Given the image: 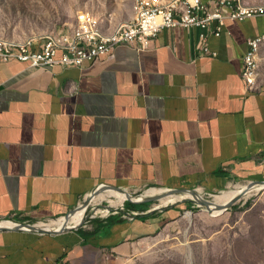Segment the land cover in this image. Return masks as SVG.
Here are the masks:
<instances>
[{"label": "crops", "instance_id": "crops-1", "mask_svg": "<svg viewBox=\"0 0 264 264\" xmlns=\"http://www.w3.org/2000/svg\"><path fill=\"white\" fill-rule=\"evenodd\" d=\"M216 25L167 28L80 67L0 61V222L13 223L0 229V264H122L174 207L55 222L100 190L159 200L264 180V40L259 90L241 77L264 15L226 18L218 36ZM203 40L214 54L199 55Z\"/></svg>", "mask_w": 264, "mask_h": 264}, {"label": "rangeland", "instance_id": "rangeland-1", "mask_svg": "<svg viewBox=\"0 0 264 264\" xmlns=\"http://www.w3.org/2000/svg\"><path fill=\"white\" fill-rule=\"evenodd\" d=\"M134 1L0 0V39L19 42L39 39L75 27L80 14L91 19L97 31L110 35L120 23L124 25L133 20L132 14L138 5ZM238 1L264 4V0ZM245 184L214 193L167 194L159 200L136 194L119 201L111 190H100L91 196L85 208H80L83 212L79 222L105 219L114 211L120 212L126 201L133 204L137 199L140 201L136 204L146 207V211L155 207L164 210L173 205L159 228L136 241L134 255L122 264H264V187L261 184L247 189L223 210L209 211L200 203L204 200L213 206L216 195L229 190L241 191ZM78 223L68 221L69 225Z\"/></svg>", "mask_w": 264, "mask_h": 264}, {"label": "built area", "instance_id": "built-area-1", "mask_svg": "<svg viewBox=\"0 0 264 264\" xmlns=\"http://www.w3.org/2000/svg\"><path fill=\"white\" fill-rule=\"evenodd\" d=\"M134 2H139V11L132 14V16H140L137 29H125L120 23L117 25L115 35H106L93 27L91 19L80 14L75 27L47 34L39 39L22 42L0 39V61L16 59L26 62L30 67L43 69L55 65L80 67L85 62L108 56L118 46L135 44L137 49H144L160 31L167 28L180 26L209 29L215 22L217 25L212 32L213 35L218 36L226 18L243 20L264 15V4H245L238 0H217V7L213 8L205 0H135ZM221 9H225L226 13ZM259 47L258 37L247 39L241 77L249 92L257 91L259 88L252 82L250 72L251 63L257 62V59L248 60V52L259 51ZM206 54L214 53L210 52L209 46L203 40L199 55ZM86 206H82L81 203L79 208ZM71 215L72 213L67 215L66 222ZM64 220L65 217H62V221ZM43 227L52 228L47 224H43Z\"/></svg>", "mask_w": 264, "mask_h": 264}, {"label": "bare ground", "instance_id": "bare-ground-1", "mask_svg": "<svg viewBox=\"0 0 264 264\" xmlns=\"http://www.w3.org/2000/svg\"><path fill=\"white\" fill-rule=\"evenodd\" d=\"M139 11V2L138 5L136 6V12ZM124 24V28L125 29H137L139 28V24H140V16H134L133 20H131L130 22H126L123 23ZM117 31V30H116ZM115 32L111 33L110 35H115ZM264 40V35L258 37V46L261 45L262 41ZM258 56V51H249L248 52V60H255L257 59ZM256 69H257V62H252L250 65V72L252 74V82L255 83V77H256ZM243 185V184H242ZM246 185V184H245ZM264 187V185H262ZM254 187V186H253ZM261 187V186H260ZM234 188V187H233ZM155 189V188H154ZM255 189V187H254ZM258 189V188H257ZM146 190V189H145ZM251 191V190H250ZM110 192H112L115 197L118 198L119 201L125 199L127 196L125 193L123 192H119V191H115V190H111ZM146 192V191H145ZM151 192L153 193V190H151ZM185 192V191H184ZM240 190H229V191H225L219 195L215 196V200L213 202V206H222V205H226L227 203H229L230 201L234 200L237 197V194H239ZM130 193V192H129ZM187 193V192H186ZM109 194V193H108ZM189 194V193H188ZM192 196V195H191ZM96 197V196H95ZM167 197V196H166ZM186 197V196H185ZM190 197V196H189ZM202 198V197H201ZM127 199V198H126ZM169 199V197H168ZM177 199V198H176ZM114 200H112L113 203ZM118 202V201H117ZM122 203V202H121ZM164 203V202H163ZM216 210V209H215ZM82 212L83 209H78L75 210V212L71 215L70 219L75 221L76 223H78L80 221V219L82 218ZM219 214V213H218ZM60 219V218H59ZM58 225L60 226L62 224V219L58 221ZM66 223V222H65ZM13 223L7 221H2L0 222V226L4 225V226H9L12 225ZM51 224V223H50ZM39 225V224H38ZM43 226V225H42ZM73 227V226H72ZM68 228V227H67Z\"/></svg>", "mask_w": 264, "mask_h": 264}, {"label": "water", "instance_id": "water-1", "mask_svg": "<svg viewBox=\"0 0 264 264\" xmlns=\"http://www.w3.org/2000/svg\"><path fill=\"white\" fill-rule=\"evenodd\" d=\"M257 184H261V185H264V180H254V181H250L249 183H247V185L246 186H244L243 187V189L239 192V195H237V197L234 199V200H232V201H230L229 203H227L226 205H222V206H209L208 205V203L206 202V201H204V200H200V203L202 204V205H204L209 211L212 209V208H214V209H217V210H223V209H225L226 207H228V205H230V204H232L233 202H235L239 197H240V195H242V194H244L245 192H246V190L247 189H249V188H251V187H253V186H255V185H257ZM123 193H125L126 194V198L127 199H130V194L129 193H127V192H123ZM190 193H194L193 191L192 192H190ZM95 193H93V195H94ZM92 196V195H91ZM162 195H160V196H158V197H161ZM158 197H150V198H148V199H158ZM91 198V197H90ZM90 198L87 200H84L83 202H82V206H85L87 203H88V201L90 200ZM147 199V198H146ZM140 200H135V202H139ZM66 220H67V215L65 216V220L63 221V223H62V225H61V227H64V223L66 222ZM80 224V222L77 224V225H79ZM16 226H26V227H28V228H31V229H34V228H36V226L34 225V224H20V223H18ZM60 227V228H61ZM0 229H4V227L3 226H0ZM37 229H39V228H37ZM40 230V229H39ZM46 230H49L48 228H46Z\"/></svg>", "mask_w": 264, "mask_h": 264}, {"label": "trees", "instance_id": "trees-1", "mask_svg": "<svg viewBox=\"0 0 264 264\" xmlns=\"http://www.w3.org/2000/svg\"><path fill=\"white\" fill-rule=\"evenodd\" d=\"M146 209H147L146 207H143V205H140V204H136V202H133V204H131L129 201H126V203H124V207L122 208V212H119L118 215H114L112 213L108 217H106L105 219L95 218V219H92L91 221L94 224L99 226L103 221L112 223V222H116V221L121 220L122 218H120V217H121V214H123V213L126 214V213H129L131 211H136L137 213L138 212H144V211H146ZM155 212L156 211H153L150 214H154ZM137 216L141 217L142 215H137ZM78 230H80V229H78ZM81 231H83V230H80V232Z\"/></svg>", "mask_w": 264, "mask_h": 264}]
</instances>
